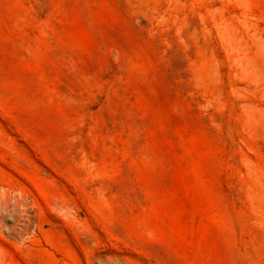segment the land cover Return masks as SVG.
Returning a JSON list of instances; mask_svg holds the SVG:
<instances>
[{
    "label": "rangeland",
    "instance_id": "obj_1",
    "mask_svg": "<svg viewBox=\"0 0 264 264\" xmlns=\"http://www.w3.org/2000/svg\"><path fill=\"white\" fill-rule=\"evenodd\" d=\"M0 264H264V0H0Z\"/></svg>",
    "mask_w": 264,
    "mask_h": 264
}]
</instances>
